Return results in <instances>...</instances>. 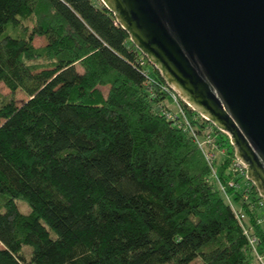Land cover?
Returning <instances> with one entry per match:
<instances>
[{"label": "trees", "instance_id": "1", "mask_svg": "<svg viewBox=\"0 0 264 264\" xmlns=\"http://www.w3.org/2000/svg\"><path fill=\"white\" fill-rule=\"evenodd\" d=\"M97 2L0 0V83L26 95L0 93V264H256L202 151L161 113L159 71ZM213 140L264 255L261 197L231 173L228 135Z\"/></svg>", "mask_w": 264, "mask_h": 264}, {"label": "water", "instance_id": "2", "mask_svg": "<svg viewBox=\"0 0 264 264\" xmlns=\"http://www.w3.org/2000/svg\"><path fill=\"white\" fill-rule=\"evenodd\" d=\"M165 83L226 133L264 200V0H102Z\"/></svg>", "mask_w": 264, "mask_h": 264}, {"label": "built area", "instance_id": "3", "mask_svg": "<svg viewBox=\"0 0 264 264\" xmlns=\"http://www.w3.org/2000/svg\"><path fill=\"white\" fill-rule=\"evenodd\" d=\"M145 58L141 56L139 57L138 61H139V65L143 68L142 72L146 76L147 71H146L145 66L148 60L146 61L147 58L146 59ZM161 88H162V91H166L169 94L170 103H171L170 109L163 108L161 110V113L165 116L167 120L173 122L175 126L182 129L183 131H187L193 137V140L195 141L197 146L200 148L205 159L207 160V162L209 163L211 167V173L209 175V179L215 184L218 190L223 194L224 198L227 199L228 203L231 205L232 209L234 210V213L236 217L238 218L239 222L242 224L243 229H244V234L247 237L248 243L252 249L256 262L259 264H264V255L259 254L256 250L258 239L253 234L252 226L249 224L248 218H246L245 214L241 211V209L236 208L233 205L230 193L227 190V186L237 188V189L241 188L240 180L242 178L237 180L232 177L227 180L226 184H224V182L221 181L220 178L218 177V174L215 169V165H213V161H215L218 154H223L224 152V150L219 149V147L213 140V131H214L215 126L210 121H208L203 115L196 112L195 110L194 111L196 112L197 115L188 116L187 112L184 110L181 104V101L183 100L177 95V93L173 91L167 84L164 86H161ZM192 121H194V123H200V122L202 123L203 127H202L201 133L197 132V128L194 126ZM229 169L231 170V173L234 172L235 175L243 176L247 180L245 165L240 160H238L236 157L230 162ZM244 189H246V184L244 185L243 190ZM243 196L244 198L247 199L246 194H244ZM257 204L259 208L262 209L261 211L262 213L257 216L256 221L258 223H261V222H264V200L261 198V200Z\"/></svg>", "mask_w": 264, "mask_h": 264}, {"label": "rangeland", "instance_id": "4", "mask_svg": "<svg viewBox=\"0 0 264 264\" xmlns=\"http://www.w3.org/2000/svg\"><path fill=\"white\" fill-rule=\"evenodd\" d=\"M94 2H95V3H98L97 0H94ZM25 21H26V20H25ZM27 22L29 23V21H27ZM45 41H46V40H45V37L42 36V35L34 36V38H33V43H34L35 45H41V44H44ZM77 69H78L79 71H82L81 67H79V66H77ZM103 91L105 92L106 89L104 88ZM0 93H1L2 95H4V96H10V95H11V96H14V98L16 99V102H18V103H20V102H22L23 100L26 99V95H25L22 91L17 90V91H15L14 93H11L10 90H9L8 88H6V86H4L3 83H0ZM218 155H219V154H218ZM244 185H245V183H244V179H241V180H240V187H241V189L244 188ZM230 196H231V200H232L233 205H234L236 208H239V207H240V204H241V202H242V200H240L239 202L236 201V200H234V195H233L232 193H230ZM225 200L227 201V199H225ZM227 202H228V201H227ZM19 208H20V210H22L23 212H27V211H28L27 207H26L25 205H23L22 203L19 204ZM25 250L28 251V248H26ZM254 263L259 264V263H257L255 260H254Z\"/></svg>", "mask_w": 264, "mask_h": 264}]
</instances>
